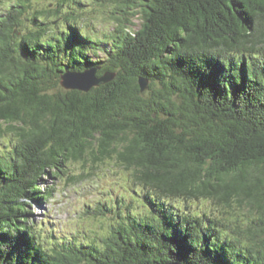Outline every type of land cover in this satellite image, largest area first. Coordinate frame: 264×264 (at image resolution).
<instances>
[{
	"label": "trees",
	"instance_id": "obj_1",
	"mask_svg": "<svg viewBox=\"0 0 264 264\" xmlns=\"http://www.w3.org/2000/svg\"><path fill=\"white\" fill-rule=\"evenodd\" d=\"M87 1L0 0V137H16L0 154V264H264V0H93L116 22L103 49L79 20ZM90 67L115 76L59 87ZM88 155L132 169L147 210L128 203L100 241L47 246L29 208L58 187L45 175L76 181L69 163Z\"/></svg>",
	"mask_w": 264,
	"mask_h": 264
},
{
	"label": "rangeland",
	"instance_id": "obj_2",
	"mask_svg": "<svg viewBox=\"0 0 264 264\" xmlns=\"http://www.w3.org/2000/svg\"><path fill=\"white\" fill-rule=\"evenodd\" d=\"M36 1L44 5L56 0ZM92 1L88 0L81 7L83 11L79 14V20L90 25L89 30L99 35L101 41L95 40L98 42L97 47L110 48L111 41L106 34L111 35L116 28V22L107 8L99 7ZM134 22L132 29H138L141 26V17H136ZM103 54L104 52L96 54L90 48L88 56L102 58ZM59 87L65 89L60 83ZM15 141L16 137L12 132L0 137V154L7 153V149L13 147ZM68 168L81 177L76 181H59L52 174L45 175L41 182L42 189L53 183L58 187L48 200L41 199L29 208V216L35 221L45 245L50 246L52 242L100 241L113 225L128 214V203L139 213L147 210L143 203L147 188L135 182L132 169L119 165L115 160L94 161L92 155H88L86 160H72ZM164 200L194 212L225 214L232 221L236 220L241 224L254 216L245 206L241 208L236 203L228 208L206 199L165 197ZM98 203L104 204L106 215L94 213ZM224 210H229L230 215L224 213Z\"/></svg>",
	"mask_w": 264,
	"mask_h": 264
},
{
	"label": "water",
	"instance_id": "obj_3",
	"mask_svg": "<svg viewBox=\"0 0 264 264\" xmlns=\"http://www.w3.org/2000/svg\"><path fill=\"white\" fill-rule=\"evenodd\" d=\"M97 68L90 67L84 70H76L66 68L61 72L60 84L65 89H78L82 91H88L93 86L100 85L102 83L112 80L115 76L114 73L106 72L101 76H97ZM148 79L140 78L141 89L147 88ZM163 264H182L179 261L166 262Z\"/></svg>",
	"mask_w": 264,
	"mask_h": 264
}]
</instances>
